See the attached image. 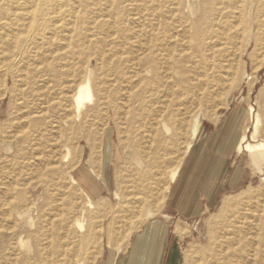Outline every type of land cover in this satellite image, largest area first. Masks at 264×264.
Listing matches in <instances>:
<instances>
[{
	"label": "rangeland",
	"instance_id": "1",
	"mask_svg": "<svg viewBox=\"0 0 264 264\" xmlns=\"http://www.w3.org/2000/svg\"><path fill=\"white\" fill-rule=\"evenodd\" d=\"M242 135L264 144V0H0V264H93L161 215L206 260L264 264Z\"/></svg>",
	"mask_w": 264,
	"mask_h": 264
},
{
	"label": "crops",
	"instance_id": "2",
	"mask_svg": "<svg viewBox=\"0 0 264 264\" xmlns=\"http://www.w3.org/2000/svg\"><path fill=\"white\" fill-rule=\"evenodd\" d=\"M165 217L137 222L129 236V228L120 231L110 226L105 244L93 264H215L211 257L204 258L206 250L183 247L186 239H195L194 230L185 227L175 215Z\"/></svg>",
	"mask_w": 264,
	"mask_h": 264
},
{
	"label": "bare ground",
	"instance_id": "3",
	"mask_svg": "<svg viewBox=\"0 0 264 264\" xmlns=\"http://www.w3.org/2000/svg\"><path fill=\"white\" fill-rule=\"evenodd\" d=\"M239 18V17H238ZM239 21V20H238ZM238 24H236L237 26ZM235 26V27H236ZM257 27L258 29L261 27V24L258 23L257 24ZM234 29V28H233ZM259 36V35H257ZM198 38V37H197ZM224 42V41H223ZM196 43V42H195ZM197 46V45H196ZM213 50V49H212ZM184 52V51H183ZM171 58V57H170ZM169 60V59H168ZM152 61H153V58H152ZM168 67V66H167ZM171 67V66H170ZM168 68V69H165V71H169L171 70V68ZM150 69L151 71H153L154 73V77L157 76V72L155 71V64H152L150 66ZM174 71L177 75H179V78L181 79V81H183L184 79V74H183V71L179 68V67H174ZM209 71V70H208ZM91 100V95L89 93V90L87 88V86H83L81 87L78 92H77V95L75 96V103L77 105V112H78V115L80 114L81 112V109L82 107L84 106V103L86 101H89ZM257 123H258V117H256V126H257ZM186 128V127H185ZM166 129V128H165ZM167 131V130H166ZM180 131V130H179ZM183 134V133H182ZM201 127L199 125V119L198 117H196L194 119V131H193V135L195 136V138H200L201 136ZM254 134H256V127H255V130H254V133H253V136ZM181 137V136H179ZM245 135H242V136H238L237 139L235 140L236 142V148L237 150H240V149H243L245 150L246 152H248V154L250 155V158H251V164L255 167H263L264 166V144H256V145H251L250 143L246 144L245 146L243 145V147H241V144L245 141ZM252 138V137H251ZM199 140V139H198ZM234 143V142H233ZM192 147V145H189L187 147V151L190 150ZM186 151V152H187ZM127 156H128V159H130L131 161H133L135 163V165H139V159L136 155V153L133 151V150H130L127 152ZM177 170H178V167L173 170L170 174V180L171 182L174 181V179L176 178V174H177ZM212 196V195H211ZM114 199L118 202H121V197L119 195H117L115 192H114ZM119 204V203H118ZM125 204V203H124ZM122 205V204H120ZM229 205V200H226L224 201V207H228ZM89 208H92V204L91 203H88L87 205ZM5 208V207H4ZM136 208V207H135ZM154 208V206H153ZM128 209V208H127ZM155 209H156V206H155ZM155 209H153V211H155ZM139 211V210H138ZM127 213V212H126ZM132 213V212H130ZM8 214V213H7ZM129 214V213H128ZM82 220V218H81ZM78 228L80 231H82L83 227H82V224L78 222ZM77 228V229H78ZM129 238V237H128ZM20 244L21 246L24 245V241L23 240H20ZM87 264H92V258H90V261L87 263Z\"/></svg>",
	"mask_w": 264,
	"mask_h": 264
}]
</instances>
